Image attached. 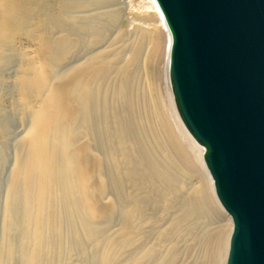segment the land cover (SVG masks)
I'll return each instance as SVG.
<instances>
[{
	"label": "bare ground",
	"instance_id": "obj_1",
	"mask_svg": "<svg viewBox=\"0 0 264 264\" xmlns=\"http://www.w3.org/2000/svg\"><path fill=\"white\" fill-rule=\"evenodd\" d=\"M122 1L0 0L2 161L11 121L1 72L15 59L13 36L23 34L35 47L32 55L19 54L8 84L24 131L17 146L12 140L0 264H70L75 257L89 264H174L182 224L195 226L207 209L220 223L213 264L226 263L232 224L215 196L204 149L174 104L163 16L146 0V20L157 24L152 57L161 60L163 91L149 97L140 80L142 31L127 30ZM182 173L198 180L196 189L189 191ZM162 212L169 227L156 230ZM111 224L120 227L115 234L108 233Z\"/></svg>",
	"mask_w": 264,
	"mask_h": 264
},
{
	"label": "water",
	"instance_id": "obj_2",
	"mask_svg": "<svg viewBox=\"0 0 264 264\" xmlns=\"http://www.w3.org/2000/svg\"><path fill=\"white\" fill-rule=\"evenodd\" d=\"M178 116L232 222L225 264H264V0H154Z\"/></svg>",
	"mask_w": 264,
	"mask_h": 264
},
{
	"label": "rangeland",
	"instance_id": "obj_3",
	"mask_svg": "<svg viewBox=\"0 0 264 264\" xmlns=\"http://www.w3.org/2000/svg\"><path fill=\"white\" fill-rule=\"evenodd\" d=\"M122 2H123V5L121 6L119 5L118 8L123 7L121 8L120 11L124 16V20L128 21L131 24L130 26L127 27V30L133 33L134 28L137 27V28H140L142 33L144 32L143 34L144 38H142V33L136 36V41L139 47V58L141 60V64H140L141 66V76H140L141 87L142 89H145L147 91V95L149 97L151 93H154V92L155 93L157 92L161 95L163 93L162 81H161L162 80L161 60H160L158 53L157 55L155 54L156 56L153 55L152 57V54L154 51V45H155L154 44L155 42L153 41V37H154V32H155V28L157 27V24L154 23L153 18L150 19L149 21L146 20V15L150 14L149 13L150 10L148 8L149 3L146 0H123ZM11 30H12L11 28L5 30L2 33V35L5 34L7 36L8 34H11L12 32ZM13 38L14 39H13L12 46L15 50V53L13 54L14 55L16 54L14 56L15 59L13 60V63L12 61H10L11 64L7 66L9 68L3 67L2 69L3 71L1 72L2 78L5 79L4 85L6 84L4 87V91L2 93V101H3V106L5 110L9 113V118L11 121L9 135H10V138L12 137L14 138L10 139L8 135L6 138H8L9 140L6 138L3 139V143L7 141L5 142L6 146L4 145L5 149L6 148L7 149L5 151L6 157L3 159V161L0 160V162L2 161L0 164V236H1L2 224H3V212H4L3 205L5 201L4 197H5V190H6L5 188H6V184H8V177H10L9 172H10V168L12 167L11 165L13 163V159H12L13 151L12 150L16 148L18 141L20 140L19 138H21L20 136L23 135V131H24V125L22 124L20 120V113L16 111L15 109H13V111L11 110L12 109L11 96L12 95L15 96V92L14 93L12 92L11 94V92L9 91L8 84H12L15 79L14 74L15 72H17V67H18L17 65L19 64V61H20L18 57L19 54L25 53V54L32 55L35 50V47L33 46L31 42H29V40L27 41V37L25 35L20 34V35L13 36ZM161 47L158 43V48H157L158 52H160V50L162 51ZM8 91L10 94L8 93ZM12 140L16 142L15 143L16 146ZM182 174L186 178L189 191H193L194 189H196L198 180L196 181V179L190 175H187L184 173ZM162 216L164 217L163 220L157 221L155 224L156 230L158 229L164 230L169 227L168 224H166V219L168 216L166 217L165 213L163 214L162 212L160 216L159 214H157L156 218L157 219L159 217L162 218ZM224 217L227 220V223L232 224L231 222L228 221L230 218L228 217L227 214H224ZM193 224H194L193 221L190 223L186 222L182 224V230H181L182 233L178 240L179 241L178 242L179 255L176 261H174L175 262L174 264H213V259H215L216 257V239L218 238V233L220 232V228H219L220 223H219L218 217L215 216L213 212L211 211L208 212V209H207L206 212H203L199 216V218L196 220V225L194 226ZM108 228H109V232H108L109 234H115L119 230L120 227L118 224H111ZM190 230H192V233L190 232ZM152 241H153L152 236H151V239H150V236H148L147 242L145 243L146 247L147 246L150 247L153 243ZM166 241L164 242L165 245H163L162 248L164 246H165L164 247L165 249H167L166 246L170 247L171 242H168L170 240H166ZM165 249H162L160 251L164 252ZM121 253H123V251L119 253L120 256H121ZM85 263L89 264L86 261V259L83 260L79 257L78 258L75 257V259L73 258V262L70 264H85Z\"/></svg>",
	"mask_w": 264,
	"mask_h": 264
}]
</instances>
